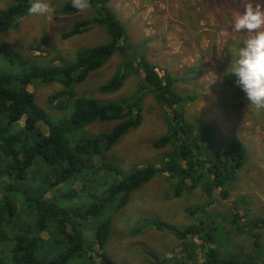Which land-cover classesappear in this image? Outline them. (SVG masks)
<instances>
[{
  "label": "trees",
  "instance_id": "trees-1",
  "mask_svg": "<svg viewBox=\"0 0 264 264\" xmlns=\"http://www.w3.org/2000/svg\"><path fill=\"white\" fill-rule=\"evenodd\" d=\"M109 1L91 0V9L97 16L79 20L62 35L63 39H69L98 26L106 29L108 43L80 49L73 61L61 62L60 66L53 65V61L42 65L18 58L19 73L0 71V264H70L72 261L71 264H114L104 253L110 219L89 226L90 218L98 215L104 203L105 209L109 204L112 206L113 201L123 207L131 191L161 173H167L169 180L179 178L180 189L173 195L178 198L182 185L195 180L190 187L193 190L202 177L196 175L200 171L207 179L202 187L206 199L210 204L215 200L223 201L229 198V188L233 184L228 186L237 181L238 172L246 163L245 147L238 141H229L223 150L207 152L208 148L203 144L210 138L212 130L186 122L176 107L184 99L191 98L176 92V80L169 74L159 76L143 52L133 50L130 45L128 49L124 46L125 28L109 8ZM14 3L0 10V33L28 15L31 0H14ZM61 13L74 15L78 12L68 0ZM127 51L132 56L125 59L122 68L125 71H115L98 91L103 94L117 91L123 85L127 68H133L141 75L134 96L105 103L76 96V86L82 84L90 72L108 63L114 54L125 55ZM0 53L4 55L1 49ZM226 65L217 63V70L223 74V88L229 99H233L237 92L236 77L227 74ZM36 83L61 85L62 90L48 98L49 106L57 115L46 113L34 102L28 86ZM146 94L153 97L173 124L169 125L167 133L152 143V147L160 150L171 146L173 149L158 160L160 167L149 163L145 168H135L124 175L106 155L120 138L141 124V101ZM94 122L112 123L113 128L109 133L74 136L79 127ZM38 123L45 125L46 133L38 128ZM96 158L105 163L98 164ZM214 193H217L216 198ZM245 200L240 197L232 201L234 207L244 206L243 215L235 214L233 218L242 219L244 222L238 231L249 233L254 246L262 247L264 244L257 240L264 239V233L256 234L252 230L260 229L258 224L264 220L248 215ZM197 211V208L192 209L188 214L193 217ZM151 227L168 231L180 241L185 242L187 236L201 241L203 260L198 263L191 253V264H259L254 259L236 258L228 250L212 247L216 242L209 232L214 226L212 229L209 226L204 240L200 237L205 231L204 226L178 230L154 221ZM152 259L150 264H190L178 258Z\"/></svg>",
  "mask_w": 264,
  "mask_h": 264
},
{
  "label": "rangeland",
  "instance_id": "rangeland-1",
  "mask_svg": "<svg viewBox=\"0 0 264 264\" xmlns=\"http://www.w3.org/2000/svg\"><path fill=\"white\" fill-rule=\"evenodd\" d=\"M68 0H45L55 9L54 18L49 21L39 16H25L16 21L7 31L0 33V71L19 73L18 58L45 65H53L74 60L78 50L109 42L106 29L92 26L82 35L63 39L79 20H89L97 16L89 9L83 13L63 15L61 9ZM246 0H110L109 8L115 13L125 28L124 46L143 52L147 61L155 67L159 76L169 74L176 80V92L184 98L177 111L183 114L186 122L202 129H211L212 134L204 148L208 151L223 150L229 141H238L244 145L246 163L238 172L237 181L231 183L229 198L210 204L202 191L207 182L202 175L196 186L190 189L194 181L182 185L181 196L173 195L180 189L179 178L167 177V173L157 174L147 184L131 191L126 204L118 207L115 201L91 217L89 226L104 223L110 219V233L104 253L114 264H150L152 257L178 258L190 263L193 253L198 263L203 260L201 241L187 236L185 242L168 231L153 229L154 221H161L173 229L190 226H204L200 235L206 239L209 232L215 244L212 247L228 250L234 257L254 259L264 264V245L255 247L253 238L245 231H238L244 222L234 220L235 214L243 215V205L234 207V199L245 197L246 209L253 219L264 220V114L257 115L248 108L245 93L239 88L233 99H229L223 88V74H219L217 63L227 64L229 68L235 56L242 34L221 36L234 20L236 14L243 12ZM14 0H0V10H5ZM122 55L119 52L100 69L90 72L82 84L76 86L77 97H91L105 103L130 99L139 88L141 75L133 68L126 70L123 85L115 92L103 94L99 87L108 82L118 69L129 60L130 51ZM14 56V59H12ZM10 59L13 60L10 62ZM135 65V63H132ZM126 69V68H125ZM125 70L123 69L122 72ZM34 95V102L50 115L57 112L48 104V98L62 90L58 83H36L28 86ZM239 90V91H238ZM141 91L139 92V95ZM243 95V96H242ZM141 124L125 134L109 150L106 157L124 175L132 170L145 168L149 163L160 167L163 156L172 151L171 146L156 150L152 143L168 132L172 120L165 117L163 109L155 103L153 97L144 95L141 101ZM43 132L47 128L37 124ZM112 123L94 122L79 127L74 136L82 137L109 133ZM98 164L105 160L95 159ZM156 166V168H157ZM80 186H75L76 190ZM67 188V184L64 185ZM188 190V191H186ZM214 193V198L217 197ZM115 207L116 209H113ZM120 208V209H119ZM198 209L195 216L188 212ZM245 219V218H244ZM87 224V223H86ZM88 225V224H87ZM256 234L264 233V222ZM212 229V228H211ZM46 238V236H44ZM208 239V238H207ZM264 244V239L257 240ZM92 253V252H91ZM93 256V254H91ZM171 259V260H172ZM73 262V261H72ZM71 262V263H72ZM70 263V264H71ZM191 264V263H190Z\"/></svg>",
  "mask_w": 264,
  "mask_h": 264
},
{
  "label": "clouds",
  "instance_id": "clouds-1",
  "mask_svg": "<svg viewBox=\"0 0 264 264\" xmlns=\"http://www.w3.org/2000/svg\"><path fill=\"white\" fill-rule=\"evenodd\" d=\"M71 7L78 13L89 10L91 0H71ZM29 16L43 17L49 21L54 18L55 9L45 0H31L27 9ZM242 34L235 59L227 69V74L236 77L235 85L245 93L248 108L257 115L264 114V0H246L243 12L236 14L228 29L220 33Z\"/></svg>",
  "mask_w": 264,
  "mask_h": 264
}]
</instances>
